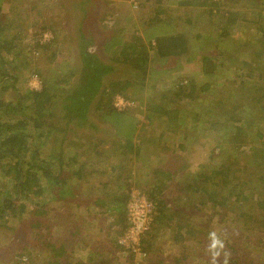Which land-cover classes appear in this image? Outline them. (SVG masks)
<instances>
[{"label":"rangeland","instance_id":"1","mask_svg":"<svg viewBox=\"0 0 264 264\" xmlns=\"http://www.w3.org/2000/svg\"><path fill=\"white\" fill-rule=\"evenodd\" d=\"M177 1H164L168 3L165 4L168 11L162 15L164 18L167 17L163 20L156 18L158 5L153 0L2 2L0 18L5 22L16 23L9 34L13 30H19L23 46L29 45L23 60L32 61L31 64H25V60H22L19 68L10 71L13 77L17 76L16 87L20 92L41 88L42 79L37 72L38 69H42L47 76L58 75L65 79L72 71L79 74L82 66L80 50L84 44L92 41L88 43V51L113 66L112 72L106 77V82L112 79L130 80L131 85L127 91L131 95L134 93L138 99L137 101L126 98L120 93L115 95L113 103L118 109H120L118 105H121L122 109H128L129 113L131 111L130 114L135 118L137 124L134 144L141 146L139 153L136 150L130 152L127 147L121 148V143L116 139L114 121L99 117V111L95 108L91 109L86 122L83 124L72 122L69 126L68 140L63 144L64 155L74 156L81 163H87V176L81 179V183H85L81 190L82 204L78 205L80 202L78 199L68 207H61L56 202L50 203L49 211L54 215L56 211L58 213L62 209L60 213H74L79 218L77 224H71L72 228L69 231L76 230L77 226L83 235L72 237L75 248L64 257L71 264H144L149 257V253L143 251L130 253L131 250L125 247L123 251L112 252L111 244L105 246L99 239L104 235L99 227L106 226L110 218L104 213L105 210H102L98 216L100 220L94 219L92 217L94 207L92 204L89 206L84 203L88 188L95 187L97 191L96 186L102 187V181L111 179L109 171L112 163H121L120 166L131 170L136 179L133 191L146 193L153 179V171L158 167H168L167 164L172 159L177 168H174L173 179L169 180L171 186L166 189L170 210L172 208V212H180L178 209L181 206L184 216H189L191 221L199 222L201 228L216 233L224 225L221 223L222 215L210 205L202 207L197 203L203 194L187 188L185 175L188 177L189 174H198L208 166L219 167L229 160L238 162L239 167L248 171L243 175L248 180L254 178V175L248 174L251 172L257 174L260 165H264L262 162L264 156L257 155L264 154V135L261 137L255 132L264 131V122H257L259 126L250 128L245 120L247 118L236 119L250 115L249 102L252 101V95L246 86L250 82L264 86V78L257 74L253 77L246 76L245 65V62L252 63L255 45L256 48L260 46L256 39L261 35L260 28L264 26V9L260 8L262 4L264 7V0H257L258 5L250 4V0H215L224 4L214 8L212 5L202 8L189 7L179 5ZM230 11L237 12L239 20L227 24ZM258 18L261 22L256 21ZM53 27L61 30L60 37L65 35L66 41L61 43L57 41ZM223 28L228 30V35L224 34L225 37L222 33ZM182 32L189 38L190 53L161 57L156 49L155 37ZM135 35L141 36L140 42L143 43L139 45L146 44L149 51L148 75L145 77L142 71H137L130 63L114 60L120 51L118 45H123L126 37V40H131L130 37L133 38ZM39 44L50 46L51 51L53 49L61 51L57 60L44 54L50 50L44 49L42 53ZM208 61L212 64L209 69ZM180 85L188 86V92L193 86L195 89L193 96L184 97L182 94L178 97L175 92L179 90ZM3 94L5 99L16 102L17 93L14 89L4 91ZM119 98L128 100L130 104L124 106L123 100ZM62 104L63 98L60 97L54 102L55 109L60 115L64 112ZM154 106L155 109H151L155 112L154 118L150 120L147 114L150 107ZM90 123H94L95 126ZM64 125L65 122L61 128ZM236 126H242L243 130L239 133ZM61 133L62 131L60 137ZM45 134L46 131L43 129L39 134L36 133V137L30 140L31 150L40 144L42 157L50 162L49 153H58L56 151L60 149L62 143L51 140L43 142L41 137ZM95 145L97 149L92 148ZM92 170L95 172L90 173ZM10 175L11 173L2 175L3 180L12 182ZM42 181L45 184L47 179L43 176ZM262 183L260 180L253 182L254 186L258 184L259 187ZM101 192L105 193L104 190ZM246 192H250V188ZM234 199L235 196L231 201ZM189 204L193 205L191 211L187 209ZM243 205V210L253 211L249 202ZM232 206L236 207V204ZM235 214L237 215L236 212ZM26 215L28 214L26 213L25 217ZM236 215L227 218L232 221ZM235 222L242 235L256 233L254 225L258 223L248 224L238 218ZM19 225L18 219L10 217L0 225V255L5 257V264H17L19 261L17 254L24 252L25 246L36 256L38 261L34 264H45L50 256L44 250V252L39 250L42 244L39 246L40 241L35 240V235L31 233L34 227L26 228L28 230L26 232L20 231ZM63 227L57 230L55 228L58 236L62 233ZM146 234L141 237V244L144 243L143 240H150V236ZM170 236L169 229L163 226L157 231L154 240L155 254L160 256L163 264H175L179 262L177 259L184 256L200 263V255L203 252L200 243L190 239L176 243ZM251 237L255 240V236ZM71 240H68L70 245ZM243 240V245L252 256L264 264V245L261 244L259 247L255 241ZM122 241L127 243L124 237Z\"/></svg>","mask_w":264,"mask_h":264},{"label":"trees","instance_id":"2","mask_svg":"<svg viewBox=\"0 0 264 264\" xmlns=\"http://www.w3.org/2000/svg\"><path fill=\"white\" fill-rule=\"evenodd\" d=\"M3 1L0 0V12ZM153 1H156L158 5L156 18L158 20L167 19V17H162L168 11V6H165L167 2L165 3V0ZM250 1V4L258 5L257 0ZM177 2L179 5L197 8L208 5H212L214 8L224 4L215 0H178ZM259 6H261V3ZM262 7L263 4L260 8L264 9ZM228 16L227 24L239 20L237 12L230 11ZM256 21H260L259 18ZM14 25H16L14 21L5 22L0 18V175L11 173L10 177L13 179L12 182H8L3 180L2 175L0 176V225L7 217H10L18 219L20 231L26 230L28 232L26 228L34 227L31 233L35 235V240L40 241L39 246L42 244L39 250H44L50 256L45 264H71L64 257L72 253L75 248L74 240H71L72 237L83 235L77 226H75L76 230L69 231L72 228L71 224H77L79 218L74 213H60L62 209L58 213L56 211L54 215H51L49 211L50 203L54 204L56 202L61 207H68L78 199L80 200L78 205L81 206L82 204L81 190L85 183L82 184L81 179L87 176V163H81L74 156L64 155L65 146L63 144L68 140L69 126L72 122H77L76 124L86 122L91 109L95 108L99 111V117L114 121L113 126L117 130L116 139L121 143V148L127 147L131 150L130 152L136 150L139 153L141 146L134 144V133L137 124L135 118L130 114L131 111L129 113L128 109L120 110L113 103L115 95L120 93L126 98L137 101L138 99L134 96V93L131 95L127 91L131 85L130 80L112 79L108 83L106 82V77L112 72L113 66L88 51L87 46L92 41L88 42L89 44H84L80 50L82 66L79 69V74L72 71L69 77L65 79L60 78L58 75L47 76L42 69H38L37 72L42 79L41 88L20 92L19 88L16 87L17 76L13 77L10 71L20 67L19 63L23 60L29 45L27 44V47L23 46V39L19 30H13L9 34ZM225 28L222 31L224 37L228 35V30ZM53 29L59 43L66 41L65 35L60 37L61 30H57V27H53ZM260 29L262 30L261 35H256L258 36L256 40L260 46L256 48L255 45L252 52V63L247 64L245 62L247 77H253L257 74L260 78H264V26ZM64 32L63 34H65ZM155 38L156 49L161 57L190 53V42L185 32L157 35ZM126 39L123 45H118L120 51L114 60H123L130 63L137 71L143 72V77L147 76L149 51L146 44L139 45L143 43L140 42L142 38L139 35H135L133 38L130 37L131 40ZM55 41L53 42L55 43ZM151 41L152 39L149 43ZM39 45L42 53L44 49L50 50L48 45ZM50 51L44 52V54H48L53 60H57L61 51L54 49ZM45 56L47 57V55ZM31 62L25 60V64L29 65ZM252 83L250 82L246 86L252 95V101L249 102L250 115H244L236 119L247 118L245 119L247 125L250 128H255L259 126L257 122H264V86ZM179 87V90L175 92L178 97H181L182 94H184V97L193 96L195 90L193 86H191L189 92L187 91L188 86L180 85ZM242 87L244 90V85ZM10 89H14L17 93L16 102H11L3 97V92ZM59 97L63 98V115H60L54 106V102ZM151 109L154 110L155 106L150 107V112L147 114L150 120L154 118L155 113ZM63 122H65V125L61 128ZM90 124L95 126L94 123ZM236 128L239 133L243 130L242 126H236ZM42 129L46 131V134L41 137L43 142L51 140L55 143H62L59 146L60 149L56 151L58 153H49L51 155L50 162L42 157L40 144L36 143V148L31 150L30 140L36 137V133L39 134ZM60 131H62V137L59 135ZM255 132L261 137L264 135L263 130ZM92 148L97 149L98 147L95 145ZM257 155L259 157L264 156L263 153ZM262 162L264 163V161ZM112 164L113 166L109 171L111 179L102 181V187L96 186L97 191L95 187L88 188L84 203L89 206L92 204L94 207L92 213L94 219L100 220L98 216H100L102 210H105L104 213L110 218L106 226L99 227L104 232V235L101 236L102 239H99L102 243H105V246L111 244L114 253L119 250L123 251L124 247L131 250H128L130 253H135L132 248L126 247L120 240L130 227L128 204L136 179L131 170L129 171V169L120 166L121 163ZM175 164L171 159L167 164L168 167L155 169L151 185L148 186L149 190L145 191L146 195L154 201L156 213L151 228L146 234L148 237L150 236V240H143L144 243L141 245V251L149 253V257L144 264L164 263L154 251V240L157 237V231L163 226L169 229L170 238L174 242L181 243L190 239L203 246V252L199 259L200 263L184 256L177 259L179 262L175 264H213L212 256L208 251L209 233L211 231L205 230L204 227L201 228V224L191 221L189 216H184L181 212V206L178 209L180 212H172V208L170 210L168 206L169 198L166 189L171 186L169 180L173 179L174 168H177V166H174ZM239 165L236 161L226 160L219 167L208 166L206 170L198 174H189L188 177L185 175L186 183H188L187 188L203 194V197H200L197 203L202 207L210 205L222 215L221 223L224 225L217 234L223 239L225 247L221 251V255L217 257L215 264H225V261L226 264H263L258 262L251 252L246 249L243 245V239L247 242L255 241L259 247L261 244L264 245V165H260L257 174L253 172L248 174L249 176L254 175V178L248 180L243 176L248 171L246 172L245 168H241ZM94 172V170L90 171V173ZM43 176L47 179L45 184L42 181ZM257 180L263 182L260 187L258 184L255 186L253 184ZM248 188H250V192H246ZM102 190L105 193L101 192ZM94 196L96 197L93 198ZM234 196L235 199L231 201ZM247 202L250 203L252 212L242 209L243 203ZM233 204H236V207H233ZM192 208V204L187 206L190 211ZM26 213L28 214L27 217H25ZM232 215L236 216L232 221L228 220ZM236 218L248 224L258 223V225H254L256 233L254 235L247 233L242 235V232L235 226ZM59 227L60 229L63 227V231L58 236L56 230ZM251 236H255V240ZM67 239L72 241L71 245L68 244ZM24 248V252L17 254L19 260L17 264L20 263L22 257H28L31 264L36 263L38 260L33 252L28 250L30 248H26V246ZM4 260L6 261L5 257L0 255V264H5Z\"/></svg>","mask_w":264,"mask_h":264},{"label":"built area","instance_id":"3","mask_svg":"<svg viewBox=\"0 0 264 264\" xmlns=\"http://www.w3.org/2000/svg\"><path fill=\"white\" fill-rule=\"evenodd\" d=\"M119 99L123 100L124 106L129 103L128 100ZM118 106L120 109L123 108L120 107L121 105ZM131 197L132 199L129 200L128 204L130 227L123 236L127 243L122 241L123 237L120 242L128 248H132L133 251L141 252V237L151 228L156 213V205L146 193H141V191L138 193L133 191ZM19 264H31V262L28 257H22Z\"/></svg>","mask_w":264,"mask_h":264},{"label":"clouds","instance_id":"4","mask_svg":"<svg viewBox=\"0 0 264 264\" xmlns=\"http://www.w3.org/2000/svg\"><path fill=\"white\" fill-rule=\"evenodd\" d=\"M209 239L210 244L208 247V251L212 256L213 264H215L217 257L221 255V251L224 249L225 245L223 239L216 232L209 233Z\"/></svg>","mask_w":264,"mask_h":264},{"label":"water","instance_id":"5","mask_svg":"<svg viewBox=\"0 0 264 264\" xmlns=\"http://www.w3.org/2000/svg\"><path fill=\"white\" fill-rule=\"evenodd\" d=\"M212 66L211 61H208L207 63V69H209Z\"/></svg>","mask_w":264,"mask_h":264}]
</instances>
